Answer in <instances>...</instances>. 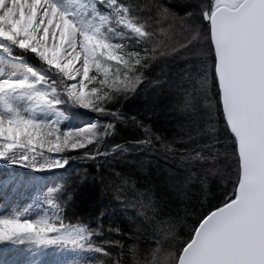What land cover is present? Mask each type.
Instances as JSON below:
<instances>
[{
	"label": "snow or ice",
	"instance_id": "1",
	"mask_svg": "<svg viewBox=\"0 0 264 264\" xmlns=\"http://www.w3.org/2000/svg\"><path fill=\"white\" fill-rule=\"evenodd\" d=\"M0 264H264V0H0Z\"/></svg>",
	"mask_w": 264,
	"mask_h": 264
},
{
	"label": "trees",
	"instance_id": "2",
	"mask_svg": "<svg viewBox=\"0 0 264 264\" xmlns=\"http://www.w3.org/2000/svg\"><path fill=\"white\" fill-rule=\"evenodd\" d=\"M178 71H179L178 67H172L171 68V72H178ZM169 74H171V73H169ZM153 77L154 78H163V77L159 76V69H157L155 72H153ZM137 107H138L137 103L135 101H133L127 105L125 110L127 112H129V114H131L132 112L135 111V109ZM83 111L87 112L88 114L81 116L76 121H73V123L76 126H83L84 122H86V121H90V120L91 121H96V120L103 121V119H104L103 117H99L96 113H93L90 110H83ZM140 135H142V130H138V131L134 132V131H131L130 129H124L122 127L120 136H118L116 139H117V142L124 143L125 140H131V139H134ZM79 151H82V150H79ZM133 158H134V154H130V155L125 157V159H129V160L133 159ZM70 164H71V167L68 168V172H70L72 174H75V172L78 170L87 169L89 172L88 181H89V183H91L93 175L96 174V169H95L94 165L90 166V164H91L90 161L85 162L82 160H74V161H71ZM116 166L118 168L122 167L121 164H117ZM17 167H18V170L21 172V174L28 173V174H34V175H42V173L37 172V171L32 170V169H23V168H20L19 166H17ZM49 172L54 173L55 176H61L64 174L63 169H53L52 171H49ZM96 182H97V184L99 183V176L98 175L96 176ZM112 209H117V213L113 217V222H119V219L121 218V213L119 212V204L114 199L112 201L111 207L109 208V211L111 212ZM131 211L132 210L130 209L129 212L131 213ZM105 224H107V220L105 221Z\"/></svg>",
	"mask_w": 264,
	"mask_h": 264
},
{
	"label": "rangeland",
	"instance_id": "3",
	"mask_svg": "<svg viewBox=\"0 0 264 264\" xmlns=\"http://www.w3.org/2000/svg\"><path fill=\"white\" fill-rule=\"evenodd\" d=\"M115 63V62H114ZM49 171H52V170H49ZM24 202H30V201H22V203H24Z\"/></svg>",
	"mask_w": 264,
	"mask_h": 264
}]
</instances>
